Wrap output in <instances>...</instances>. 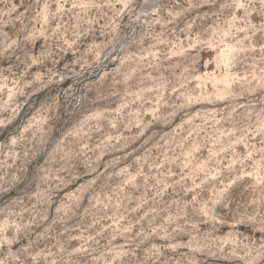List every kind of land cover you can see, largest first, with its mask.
Listing matches in <instances>:
<instances>
[{
	"label": "rangeland",
	"instance_id": "1",
	"mask_svg": "<svg viewBox=\"0 0 264 264\" xmlns=\"http://www.w3.org/2000/svg\"><path fill=\"white\" fill-rule=\"evenodd\" d=\"M0 264H264V0H0Z\"/></svg>",
	"mask_w": 264,
	"mask_h": 264
}]
</instances>
